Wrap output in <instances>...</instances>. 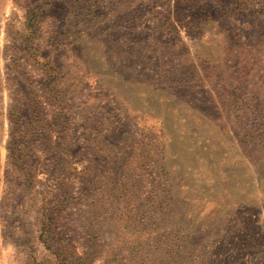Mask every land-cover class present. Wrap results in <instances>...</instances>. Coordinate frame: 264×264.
<instances>
[{
	"label": "rangeland",
	"instance_id": "rangeland-1",
	"mask_svg": "<svg viewBox=\"0 0 264 264\" xmlns=\"http://www.w3.org/2000/svg\"><path fill=\"white\" fill-rule=\"evenodd\" d=\"M0 264H264V0H0Z\"/></svg>",
	"mask_w": 264,
	"mask_h": 264
}]
</instances>
